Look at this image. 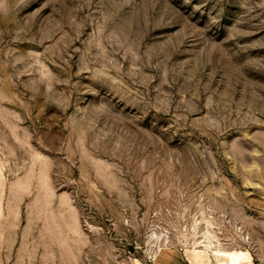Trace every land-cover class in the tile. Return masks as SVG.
<instances>
[{"label": "rangeland", "instance_id": "rangeland-1", "mask_svg": "<svg viewBox=\"0 0 264 264\" xmlns=\"http://www.w3.org/2000/svg\"><path fill=\"white\" fill-rule=\"evenodd\" d=\"M211 234L264 264V0H0V264Z\"/></svg>", "mask_w": 264, "mask_h": 264}, {"label": "crops", "instance_id": "crops-1", "mask_svg": "<svg viewBox=\"0 0 264 264\" xmlns=\"http://www.w3.org/2000/svg\"><path fill=\"white\" fill-rule=\"evenodd\" d=\"M184 250H185V253H186L189 261L186 259L184 253L181 250H177V249L174 250V249L166 248V250L162 251L160 254L157 253L156 259H155L156 264H193L191 262V259L189 256L190 252L205 254L203 252H200V251H197L194 249H184ZM207 257H209V256H207ZM203 264H214V261L212 258L209 257L206 260V262Z\"/></svg>", "mask_w": 264, "mask_h": 264}, {"label": "bare ground", "instance_id": "bare-ground-1", "mask_svg": "<svg viewBox=\"0 0 264 264\" xmlns=\"http://www.w3.org/2000/svg\"><path fill=\"white\" fill-rule=\"evenodd\" d=\"M213 236L214 235H212V234L208 238H206V236H205L206 239L200 241L199 246L204 248V250L208 251L211 254L212 259L214 261V264H228V263L229 264H238L236 259L233 258L232 255L229 254L228 251L219 248L218 244L214 243V241L212 240L213 238L212 239L210 238ZM196 242H198V239ZM159 249H161V248H159ZM157 253H158V251H157ZM157 253L155 254V256L157 255Z\"/></svg>", "mask_w": 264, "mask_h": 264}, {"label": "built area", "instance_id": "built-area-1", "mask_svg": "<svg viewBox=\"0 0 264 264\" xmlns=\"http://www.w3.org/2000/svg\"><path fill=\"white\" fill-rule=\"evenodd\" d=\"M226 245L237 247V245H233V244H226ZM180 250H181V251L184 253V255H185L186 259L189 261V259H188L187 255H186V253H185V250H184V249H182V248H181Z\"/></svg>", "mask_w": 264, "mask_h": 264}]
</instances>
